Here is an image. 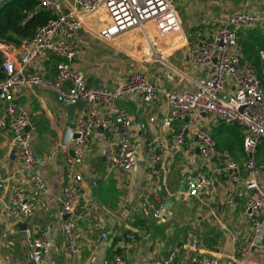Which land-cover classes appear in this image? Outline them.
<instances>
[{"label":"crops","instance_id":"crops-1","mask_svg":"<svg viewBox=\"0 0 264 264\" xmlns=\"http://www.w3.org/2000/svg\"><path fill=\"white\" fill-rule=\"evenodd\" d=\"M63 2L67 11L73 8L71 0ZM244 9L263 13L264 0L178 2L176 10L187 44L165 54L163 61L154 62L141 61L138 50L142 43L140 36L133 37L130 44L105 41L99 32L111 24L107 14L88 17L86 25L74 38L80 53L72 68L86 76L91 86L101 88L112 89L118 81L132 74H143L150 83H161L175 94L195 92L196 83L209 76V70H192L194 53L214 35L225 19ZM149 32L153 48L163 53L167 48L165 41L154 27L150 26ZM237 33L240 56L250 66L251 60L242 55L240 44L260 41L261 37L264 38V29L254 25ZM4 51L18 57L17 46L0 42V56ZM58 61L57 57L45 54L31 63L25 72L52 79L56 75ZM233 92L234 88L228 86L223 96ZM14 98L15 103L26 108L37 125L32 145L40 157L37 173L47 185V191H37L27 184L25 177L17 175L21 164L13 137L10 132L1 133L0 176L6 180V187L0 201V264H29L30 239L41 233H47L51 243L44 264H102L116 256H121L129 264H137L150 258L163 259L172 251L185 261L196 258L223 260L239 255L247 243L251 226L244 205L250 191L232 182V172L224 163L204 160L200 156L193 132L187 134L183 147L170 145L162 180L150 181V165L144 155L146 144L155 140L167 141L181 124L165 125L171 106L164 97L147 102L141 95H131L122 99L119 105L128 111L133 123L134 145L139 151L137 164L132 171L123 173L112 168L111 157L119 138H112L101 125L105 110L100 109L92 148L79 168L83 176L81 193L86 211L75 228L79 256L73 258L67 249L64 219L57 202L65 182V159L70 147L60 151L53 160L47 158L57 142L63 143L70 121L69 112L61 105L59 96L41 88L19 89ZM5 105L0 99V112ZM75 113L76 117H83L87 108L77 109ZM151 119L155 121L151 122ZM201 126L216 140L218 149L237 164L239 174L244 177L248 160L244 150V129L207 115L202 118ZM255 157L260 167L259 183L264 188V143ZM197 174L212 180L210 196L186 198L188 182ZM10 188L11 199L21 189L38 207L33 215L19 223L7 219L9 206L3 201ZM158 214L159 217L156 216ZM14 227L19 229L16 235L10 233ZM104 234V245L96 249L95 244ZM194 239L200 244V253L191 248ZM241 264H264V245L255 248Z\"/></svg>","mask_w":264,"mask_h":264},{"label":"built area","instance_id":"built-area-1","mask_svg":"<svg viewBox=\"0 0 264 264\" xmlns=\"http://www.w3.org/2000/svg\"><path fill=\"white\" fill-rule=\"evenodd\" d=\"M39 7L53 15L47 24L38 28L31 40L23 41L18 47V57L7 51L1 52L0 91L4 94L5 107L0 112V134L10 132L16 145L21 168L17 175L25 177L27 184L37 191H47V185L40 179L37 171L40 160L33 149V139L37 125L22 104L15 103L14 94L22 88H41L62 98L85 103L87 113L74 120L73 133L76 136L71 144L64 146L57 142L54 151L48 155L53 160L60 151L70 147L65 159V182L57 198L59 210L64 219L63 233L67 249L73 258L79 256L75 228L85 216L81 184L83 176L79 168L92 148L94 129L98 125L99 110H105L101 125L112 138H119L116 150L111 157V166L117 173L129 172L137 164L139 151L134 145V128L128 111L119 102L131 95H141L145 101L153 102L164 97L171 106L170 117L165 125L175 128L167 141H150L146 144L144 155L150 165V181L160 182L165 173L164 160L170 145L181 148L186 137L193 132L197 138L200 156L204 160L222 162L232 172L231 180L250 191L244 211L251 226L247 243L239 255L229 259L181 260L175 251L163 259L150 258L137 264H241L255 248L264 245V188L259 183L260 167L256 154L264 143V71L263 77L241 59L238 50V31L250 26L264 29V12L252 13L246 9L224 20L214 35L205 41L194 53L191 68L194 71L209 70V76L196 83L197 90L183 95L175 94L161 83H150L143 74H132L120 80L114 88L91 86L89 79L77 73L72 63L80 49L75 44L76 34L86 25L88 17L107 14L111 24L99 32L108 42L132 43L133 37L140 36L142 43L138 50L141 61H163L175 48L187 44L186 35L179 19L176 4L183 0H71L73 8L65 9L63 0H37ZM156 29L165 41V51L157 52L150 42L149 27ZM49 54L59 59L54 78L40 74H29L25 69L34 61ZM259 58L264 62V51ZM228 86L234 92L223 96ZM244 109V110H242ZM235 124L244 129V150L248 156L246 174L241 176L237 164L218 149L216 140L201 126L204 116ZM155 119H151L154 122ZM212 180L197 174L188 182L186 198L200 195L209 197ZM6 187V180L0 176V201ZM155 192V191H154ZM163 207V206H161ZM37 204L23 190L16 191L7 209V219L17 223L37 211ZM160 214V211H159ZM156 215L159 217L160 215ZM18 227L10 230L18 233ZM106 234L95 244L98 249L104 245ZM51 243L47 233L30 239L29 264H44L50 252ZM191 248L200 253L201 247L194 239ZM102 264H129L121 256Z\"/></svg>","mask_w":264,"mask_h":264},{"label":"trees","instance_id":"trees-1","mask_svg":"<svg viewBox=\"0 0 264 264\" xmlns=\"http://www.w3.org/2000/svg\"><path fill=\"white\" fill-rule=\"evenodd\" d=\"M53 18L51 13L39 7L37 0H9L0 8V42L18 47L23 41L31 40L38 28ZM257 42L264 46V40ZM241 46L242 55L250 60V45L242 43ZM3 78L4 75L0 73V80Z\"/></svg>","mask_w":264,"mask_h":264},{"label":"water","instance_id":"water-1","mask_svg":"<svg viewBox=\"0 0 264 264\" xmlns=\"http://www.w3.org/2000/svg\"><path fill=\"white\" fill-rule=\"evenodd\" d=\"M8 1L9 0H0V8ZM59 98L61 99V105L64 106L69 112L70 121L66 127L64 139H63V145L68 146L71 144L72 140L76 138V136L73 133L74 120L76 118L75 111L77 109H86V105L85 103L77 101V100H69V99L62 98L60 96ZM0 99L4 100V94L2 93V91H0ZM35 154H36V157L39 159L40 157L38 156V153H35ZM11 195H12V188H10L7 191L4 201H3L7 207L10 205ZM20 227H22V225H20ZM23 227H25V225Z\"/></svg>","mask_w":264,"mask_h":264},{"label":"rangeland","instance_id":"rangeland-1","mask_svg":"<svg viewBox=\"0 0 264 264\" xmlns=\"http://www.w3.org/2000/svg\"><path fill=\"white\" fill-rule=\"evenodd\" d=\"M189 34H191V31L188 32ZM193 34V33H192ZM262 40H264V38L261 37ZM249 44V43H248ZM242 44H240V48L242 49ZM250 47V51H249V57H251V61L249 62L250 66L252 67V69L260 76H262V73L264 71V62L260 60L259 58V52L261 50H264V46L261 42H256L255 44L250 43L249 44ZM242 59V58H241Z\"/></svg>","mask_w":264,"mask_h":264}]
</instances>
